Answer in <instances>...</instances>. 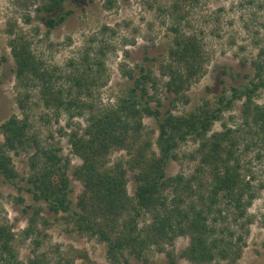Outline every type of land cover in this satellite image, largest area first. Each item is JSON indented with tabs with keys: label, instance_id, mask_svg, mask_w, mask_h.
Masks as SVG:
<instances>
[{
	"label": "trees",
	"instance_id": "16d2710c",
	"mask_svg": "<svg viewBox=\"0 0 264 264\" xmlns=\"http://www.w3.org/2000/svg\"><path fill=\"white\" fill-rule=\"evenodd\" d=\"M178 1L198 2L174 0V7ZM87 2L93 0H42L36 12L49 33ZM114 2L106 0L103 5L110 9ZM172 30L175 35L164 59L157 60L145 49L142 62L124 70L132 81L127 92L113 105L102 107L91 101L92 86L101 79V60L85 58L80 69L66 74L70 88L64 99L62 91L54 88L56 69L44 65L27 38L10 37L8 45L17 82L26 87L40 85L45 103L56 104V112H66L68 119L87 115L81 133L71 130L67 135L72 154L81 160L71 170L82 185L76 200L69 177L70 159L63 154L59 142L42 143L30 134L26 115H11L0 124V181L30 195V204H25L19 193L14 200L27 214L22 236L32 238L36 248L41 243L38 225L48 224L41 214L45 207L50 216L64 215L78 232L104 242L110 264H128V255L139 258L145 249L171 244L178 236H188L189 245L181 255L192 264H236L247 231L240 223L238 227L244 231L236 235L228 220L238 223L256 196L240 164L242 140L256 142L244 145L243 150L247 153L256 149L255 159L264 167V102L257 100L264 91V48L250 62L251 78L249 72L235 71L230 76L244 78V82L222 87L214 95L213 104L204 101L193 111L176 115L171 108L163 107L158 87L161 79L165 78L163 85L160 83L164 93L170 94L165 97L172 95L170 104L177 100L186 103V91L206 72L208 55L202 37L181 32L176 26ZM4 61L5 57L0 56V66ZM1 84L0 76V88ZM238 101L242 103L238 126L231 129L221 123L222 129L213 131L214 123L221 121L223 113ZM20 107L24 108L21 102ZM143 116L156 123V151L150 141L142 138ZM189 138L199 140L195 172L188 178L182 173L169 176L167 169L178 158L177 148ZM122 149L130 158L109 164V154ZM20 152L30 153L26 177L14 168L10 155ZM125 164L133 172V195L128 193ZM146 213L151 214V220L140 225ZM15 239L12 228L0 221V264H73L65 256L48 262L35 252L24 263L18 258ZM78 256L88 259L84 251ZM167 264H177L175 256L168 254Z\"/></svg>",
	"mask_w": 264,
	"mask_h": 264
},
{
	"label": "rangeland",
	"instance_id": "374dc122",
	"mask_svg": "<svg viewBox=\"0 0 264 264\" xmlns=\"http://www.w3.org/2000/svg\"><path fill=\"white\" fill-rule=\"evenodd\" d=\"M106 0H93L78 7L73 16L51 30L39 21L36 7L42 0H0V56L5 61L0 66L2 84L0 88V124L11 115L21 118L27 116L31 125L30 134L35 135L42 143L56 141L62 147L63 154L70 159L69 177L73 186L72 197L81 192L82 185L72 175L71 170L81 163L72 154L67 141L71 130H80L86 124L85 116H74L68 119L66 112L57 113L56 104L47 105L41 96V86H24L15 77L14 60L8 41L14 35H21L31 41L35 55L49 69H56L57 82L55 89L61 90L67 99L69 83L66 74L80 69L85 58L90 61L101 60V79L92 86L91 101L99 107L113 105L132 85V81L124 75V70L142 62L144 50L162 60L172 44L175 26L181 32L196 34L202 37L204 49L208 55L205 64L206 72L186 91L188 101L177 100L170 104L161 86L158 87L163 107L171 108L176 115L193 111L204 101L212 104L214 95L222 87L244 82V78L234 79L230 76L235 71H253L250 62L258 56L260 48H264V0H198L197 3L174 0H115L112 8H105ZM102 50V51H100ZM88 54V55H86ZM156 63V62H155ZM154 72L158 80L160 75L157 66ZM54 89V90H55ZM88 100V98H87ZM264 102V91L257 98ZM20 102L24 108L20 107ZM241 101L225 111L221 121L214 123L213 131L222 129L221 123L234 129L240 123ZM142 138L152 143L156 151V123L151 117L143 116ZM3 136L0 134V143ZM247 141V142H246ZM253 140H242L239 152L242 154L240 164L246 172L245 181L254 188L256 196L247 208L246 215L228 225L236 235L244 233V246L236 264H264V167L255 159L256 149L247 153L243 146L252 144ZM199 140L187 139L181 143L176 152L178 158L170 162L167 173L174 176L182 173L186 178L191 176L198 165L197 148ZM17 172L25 176L28 173L30 153L10 154ZM130 155L125 150H113L109 156V164L115 160L127 161ZM128 177V193L133 195V172L124 165ZM23 184V183H21ZM14 186L0 181V221L7 222L16 235L15 250L19 260L27 263L34 252L53 262L65 256L73 260V264H110L106 257V245L96 237L80 233L75 225L64 215L50 216L44 207L42 216L48 224L38 225L41 232L39 247H35L32 238H23V230L27 226V214L22 212V205L15 202L14 197L21 194L24 203H32L29 194L19 193ZM44 206L43 203L40 204ZM151 220L146 213L140 218V225ZM244 223V230L239 224ZM235 235V236H236ZM189 245L188 236H178L173 243L160 247L151 246L145 249L141 257L128 255V264H167L168 254L176 258L177 264H192L181 253ZM84 251L88 259H80L78 253ZM221 264H224L222 261Z\"/></svg>",
	"mask_w": 264,
	"mask_h": 264
}]
</instances>
